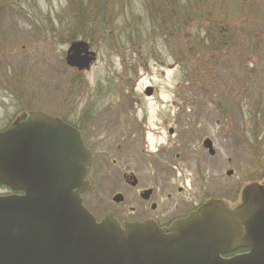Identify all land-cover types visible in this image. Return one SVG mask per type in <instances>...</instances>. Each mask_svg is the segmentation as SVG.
Masks as SVG:
<instances>
[{
    "label": "rangeland",
    "instance_id": "1",
    "mask_svg": "<svg viewBox=\"0 0 264 264\" xmlns=\"http://www.w3.org/2000/svg\"><path fill=\"white\" fill-rule=\"evenodd\" d=\"M167 12L180 22L155 27L150 16L162 19ZM171 27L172 37L165 42ZM221 28L232 35L223 55L211 50L223 44ZM206 30L211 45L200 42ZM74 39L88 41L96 52L89 70L64 62ZM187 47L200 48L204 57L186 55ZM147 86L154 88L152 96L144 93ZM178 108L206 110L213 132L219 120V125L231 124L229 131L244 130L245 138L228 134L215 145L204 182L194 171L190 148H183L177 182L189 177V184L197 186L201 180L193 194L222 197L230 205L242 183L255 180L264 187V0H0V129L21 109H40L75 126L84 110L99 136H109L95 151L125 150L131 132L136 143L131 148L139 153L143 141L155 150L175 140L167 129L173 126L169 110ZM255 116L258 128H253ZM103 180V175L98 178ZM8 192L0 186V194ZM96 194L93 189L84 198L100 214Z\"/></svg>",
    "mask_w": 264,
    "mask_h": 264
},
{
    "label": "water",
    "instance_id": "2",
    "mask_svg": "<svg viewBox=\"0 0 264 264\" xmlns=\"http://www.w3.org/2000/svg\"><path fill=\"white\" fill-rule=\"evenodd\" d=\"M94 60L87 41L70 42L68 66L87 70ZM28 114L27 122L0 130V184L23 191L0 195V264H264L263 187L247 185V202L235 210L209 200L168 233L148 222L122 228L109 213L96 222L79 196L88 188L92 156L78 130L41 112ZM234 239L250 252L221 259L216 247Z\"/></svg>",
    "mask_w": 264,
    "mask_h": 264
},
{
    "label": "flooded vegetation",
    "instance_id": "3",
    "mask_svg": "<svg viewBox=\"0 0 264 264\" xmlns=\"http://www.w3.org/2000/svg\"><path fill=\"white\" fill-rule=\"evenodd\" d=\"M152 91L154 92L153 87ZM176 99H178V95ZM48 103L51 105L50 102ZM187 110L189 113L181 108L169 110V121H172L173 126H170L167 132L171 137L176 136L170 145H167L166 142L165 145L159 144L157 149L150 150L147 143L143 141L138 143L142 148V151L138 153L137 149L131 148L136 143L132 142V136L135 135H129L131 133L129 132L126 134L125 140V142H128L127 148L113 155H104L101 151H95V145L105 141L104 139L109 136L107 133L99 136L100 133L95 131L89 121L92 117L88 118L84 110L82 111L83 117H79L77 126L58 116L80 132L84 145L92 154L91 163L85 173L89 189L83 192L81 197L83 204L94 215L96 221H99L106 212H110L121 226L125 222H149L164 229L165 232H169L174 223L184 219L191 213H198L204 203L209 200L223 201L229 206L228 209L230 210L243 205L246 200L243 190L250 184L259 185L257 181L250 180L241 184L234 205L228 204V201L222 197H202L193 194V189H196L197 186L198 188L202 187L201 180L197 181V186L189 184V177L188 182L184 181L183 184L177 182V173L180 174L179 166L182 164L184 157L183 148H190L189 156L194 159L192 160L194 171L202 176L204 182V174L209 169L210 159L216 154L215 145L225 141L228 134H230L229 138H245L244 130L241 133H239L240 130L229 131L231 124L219 125V120L214 121L218 126L213 132L211 128L213 121L210 119V115L203 114L206 110L199 108H189ZM31 111H41L53 115L40 109H21L12 118V121H16L17 124L24 122L27 113ZM219 112L225 119H228L225 110ZM259 120L260 118L255 116L253 128H258ZM98 122L103 123L101 120ZM242 123L244 126L246 125V121H242ZM182 126L184 129L178 131ZM175 146H181V149L176 151ZM199 153L203 154L201 158H206L204 162H200ZM97 159L98 161H96ZM176 160H179V165H177ZM240 160L242 163L244 158L241 156ZM225 173L232 177V169H227ZM102 175L104 180L100 182L98 178ZM93 189L98 193L93 197H97L98 202L99 199L102 202L99 209L100 214L96 213L84 198ZM223 195L227 196V193L224 191ZM252 195L255 202L256 192L252 191ZM244 233L245 226L242 225L240 234ZM215 251L220 257L229 259L247 253L248 248L239 243H233L218 246Z\"/></svg>",
    "mask_w": 264,
    "mask_h": 264
},
{
    "label": "trees",
    "instance_id": "4",
    "mask_svg": "<svg viewBox=\"0 0 264 264\" xmlns=\"http://www.w3.org/2000/svg\"><path fill=\"white\" fill-rule=\"evenodd\" d=\"M158 12H159V10H158ZM164 15V14H163ZM152 19H155L154 20V22H155V27H161V25H162V23H167V24H171V26H172V24H173V19H176V20H178L179 19V16H169V12H167L166 13V16H163L162 17V19H160V18H157L156 16H150ZM156 17V18H155ZM179 22H180V20H178ZM190 21V20H189ZM214 22H212L211 24H213ZM215 24V23H214ZM154 27V28H155ZM167 30H169V31H171V32H169V31H167V33L164 35V41L165 42H169V40H170V38L169 37H172V35H171V33L174 31L173 29H172V27L171 28H168ZM211 30V29H210ZM228 30H224V29H220L217 33L218 34H222V36L220 37V38H222L223 39V44L221 45V47H218V46H212L211 47V50H212V48H213V50H215V49H217L220 53H222V55L228 50V48L230 47V45H229V43L231 42V40H232V35H230V34H228V32H227ZM206 34L205 35H203V36H201L200 37V42L203 44V45H211V38L209 37V36H211L210 35V31L208 30H206ZM203 45H201V46H203ZM184 52H185V54L186 55H188L187 53H192L191 55H198V56H201V57H204V55L203 54H205V52L204 51H202L200 48H196L195 50H194V48H192V47H187V50L185 51V50H183ZM200 52H202V53H200ZM209 61H211V62H213L212 63V65L213 66H215V64H216V60L214 59V58H212V59H210ZM185 62V61H184ZM185 63H187V62H185ZM203 67H205V66H203ZM208 69V68H207ZM206 70V69H205Z\"/></svg>",
    "mask_w": 264,
    "mask_h": 264
},
{
    "label": "bare ground",
    "instance_id": "5",
    "mask_svg": "<svg viewBox=\"0 0 264 264\" xmlns=\"http://www.w3.org/2000/svg\"><path fill=\"white\" fill-rule=\"evenodd\" d=\"M258 199H259V198H258ZM250 206H251V209H252L253 206H254V202H253V201L251 202ZM250 206H249V207H250Z\"/></svg>",
    "mask_w": 264,
    "mask_h": 264
}]
</instances>
